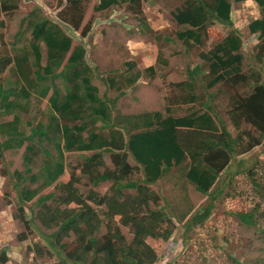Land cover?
<instances>
[{
	"label": "trees",
	"instance_id": "trees-1",
	"mask_svg": "<svg viewBox=\"0 0 264 264\" xmlns=\"http://www.w3.org/2000/svg\"><path fill=\"white\" fill-rule=\"evenodd\" d=\"M20 1L0 0V16L17 11ZM151 1L98 0L93 10L102 13L123 9L135 18L140 33L153 35L158 45L176 43L200 61L187 71V80L171 85L183 92L175 102L191 105L183 116L176 117L171 108H166V114L152 111L112 117L116 99L98 96L85 62V48L74 45L71 37L50 18L40 16L37 8L28 14V50L15 56L0 53V75L13 65L17 76L11 88L0 80V116L13 115L12 121L0 124V175L11 179L17 194L14 214L23 227L18 239L27 241L28 235H36L28 247L37 258L47 257L55 264H156L176 226L161 205L160 194L151 186L171 170L183 167L185 182L207 196L206 205L188 218L185 232L204 225L222 196L218 181L231 159L256 148L264 139V0H183L169 11V24L174 28L169 25L173 30L165 34L153 31L145 17L143 4ZM241 4L259 10V16L246 29L257 38L252 58L261 72L243 70V42L232 21L236 6ZM60 5L61 20L73 31L79 30L85 14L84 0H62ZM3 27L0 20V29ZM215 28L227 32L208 47L209 30ZM89 31L90 24L83 28L81 36L86 37ZM41 44L46 49L44 65ZM126 66L132 72L136 62ZM144 73L154 78L155 67L136 70L131 78L122 71L120 76L113 74L104 81L109 89L123 95L122 91L132 87ZM58 79L65 83L64 95L55 84ZM50 91L49 120H40L26 134L19 129L17 112L26 111L32 95L44 99ZM219 107L226 109L227 120L239 131L237 137L227 131ZM245 125L255 137L242 130ZM23 146V169L9 174L4 152ZM70 152L81 153L75 166L65 161L64 153ZM106 153L112 169L106 166ZM129 158L135 166L130 165ZM262 167L259 162L246 171L262 202L240 198L229 214L238 225L255 229L264 239V178L256 169ZM67 168L69 172L65 174ZM82 178L89 181L85 194L80 189L87 188ZM107 182L104 193L94 190ZM53 184L54 191L44 193ZM26 204H30L29 212ZM182 218L179 221L185 220ZM103 228L105 233L101 234ZM121 228L128 229L130 240ZM227 253L233 264H243ZM7 260L3 249L0 264ZM212 262L209 255H204L200 264Z\"/></svg>",
	"mask_w": 264,
	"mask_h": 264
},
{
	"label": "rangeland",
	"instance_id": "rangeland-1",
	"mask_svg": "<svg viewBox=\"0 0 264 264\" xmlns=\"http://www.w3.org/2000/svg\"><path fill=\"white\" fill-rule=\"evenodd\" d=\"M97 1L84 0L85 14L81 27L79 30L73 31L60 18L62 9L60 2L62 0H21L17 11L10 15L0 16V20L4 22V27L0 29V36L2 37L0 53L15 56L22 50H28L31 40L27 29L28 14L31 9L37 8L39 15L50 18L60 26L71 37L74 45H81L85 48V62L91 70V82L97 87L98 96L111 100L116 99L111 109L112 117L117 116V114L137 115L152 111L165 113L166 108H171L174 116H183L190 110L191 105H179L178 102H175L179 101V96H182L183 92L174 89L171 85L187 80V71L200 61L192 53H185L184 47L176 43L158 45L153 40V35L140 33L141 28L138 27L135 18L123 9L115 8L96 13L93 7ZM182 1L152 0L151 4H143L145 17L153 31L165 34L167 30H173L174 25L171 24L172 28L169 27L168 13L174 7L179 6ZM258 16L259 10L250 4L236 6L232 14L234 27L239 30L243 42L244 73L261 72L260 67L252 58L254 55L252 49L258 43L257 38L251 37L246 29L249 22ZM88 24H90V31L83 38L81 31ZM226 32L225 29L220 28L210 29L208 47H212L213 43ZM41 53V64L44 65L46 49L43 44H41ZM29 57L30 60H33L32 56ZM164 61L167 64H163ZM128 62H136V69L132 72L127 71L126 63ZM150 66L155 67V77L151 78L144 73L132 87L122 91L124 92L123 95H120L119 91L109 89L107 82L104 81L105 78L111 77L113 74L120 76L122 71H125V77L131 78L136 70L143 71ZM0 80L6 88L15 86L17 76L14 73L13 65L0 75ZM55 84L64 95L66 92L65 83L58 79ZM198 94L202 93L199 92ZM50 95L51 91L44 99H39L37 94L32 95L26 111L17 112L20 115V130L29 134L30 128L35 126L37 122L49 120L48 98ZM215 103L220 104L221 101ZM195 106L199 108L198 105ZM225 110L223 107H219V116L225 120V127L231 137L235 138L239 131L235 130L227 120ZM12 120L13 115L1 113L0 124ZM28 123L32 125L28 126ZM99 127L100 123H97L96 132H98ZM242 128V130L250 132L253 137L256 136L248 126L245 125ZM89 129L95 130L92 127ZM83 137H86V133H83ZM244 143L246 142L244 141ZM24 149L25 146L4 152L3 161L9 174L15 170L23 169L22 155ZM79 155H81L80 152L64 153L66 163L72 166L77 165ZM262 156H264V139L256 148L231 159L228 170L224 171L219 178L218 186L222 191V196L214 203L215 208L210 220L204 225L188 228L189 230L186 232L185 225L188 218L206 205L207 196L197 193L190 184L185 182L183 167L171 170L155 185L151 186L152 190L160 194L162 198L160 203L176 226L173 237L162 248L156 264H200L204 255L210 256L213 261L210 264H233L228 258L227 252L231 253L232 257L241 260L243 264H264V239L260 238L255 229L238 225L233 220L232 215L229 214L237 207V201L240 198L254 203L262 202L260 195H258L259 190L252 186L246 176V171L253 169L260 162L263 166L262 169H256L259 171V176L264 178V158ZM104 159L107 168L112 169L109 154L106 153ZM129 163L131 166H135L130 158ZM68 172L69 168L66 169L65 174ZM10 180L8 176L0 175V253L6 249L8 260L5 264H55L54 261H49L47 257L37 258L29 251L28 244L36 235H28L30 238L27 241H19L18 234L23 232V227L15 218L17 194L13 190ZM60 180L58 179L57 182H61ZM82 180L87 185V188L80 186L81 191L85 194L89 189V181L87 178H82ZM55 184L46 189L44 193L54 191ZM108 186V182L101 183L94 190L102 194ZM29 205L26 204L27 212L30 210ZM181 216L185 220L179 221ZM121 232L127 240L131 239L127 228H121ZM104 233L103 228L101 234ZM185 237L189 238L183 244Z\"/></svg>",
	"mask_w": 264,
	"mask_h": 264
},
{
	"label": "clouds",
	"instance_id": "clouds-1",
	"mask_svg": "<svg viewBox=\"0 0 264 264\" xmlns=\"http://www.w3.org/2000/svg\"><path fill=\"white\" fill-rule=\"evenodd\" d=\"M44 47H45V46H44ZM164 114H166V110H165V113H164ZM176 117H179V116H176ZM85 153L89 154L88 152H85ZM85 153H84V155H85V156H88V155H86ZM104 160H105V159H104ZM105 163H106V162H105ZM112 168H113V167H112Z\"/></svg>",
	"mask_w": 264,
	"mask_h": 264
}]
</instances>
